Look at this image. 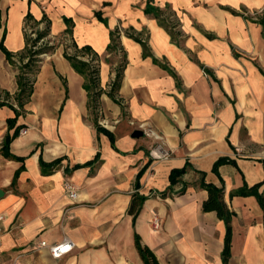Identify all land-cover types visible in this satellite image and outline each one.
Listing matches in <instances>:
<instances>
[{"label":"crops","instance_id":"0c3cea01","mask_svg":"<svg viewBox=\"0 0 264 264\" xmlns=\"http://www.w3.org/2000/svg\"><path fill=\"white\" fill-rule=\"evenodd\" d=\"M147 4L172 24L173 37L144 12ZM263 8L264 0H0V42L15 56L11 65L0 51V102L8 94L14 103L24 27H47L43 44L54 45L32 74L29 100L14 104L15 124H7L13 109L0 108V264H143L134 233L159 264H222L225 224L202 210L207 192L198 172L223 187L235 213L228 264H264L263 212L253 196H230L264 182L263 13L256 23L242 14ZM117 29L125 66L116 103L106 93L117 60L104 55ZM72 42L99 56L95 113L84 78L63 56ZM95 121L113 134L115 149ZM135 130L143 135L133 138ZM15 131V158H7L3 141ZM58 158L41 168L40 159ZM219 158L233 163L215 174ZM186 162L191 168L170 186L171 170ZM133 196L145 197L134 226ZM64 239L73 249L60 258L33 248Z\"/></svg>","mask_w":264,"mask_h":264},{"label":"trees","instance_id":"16d2710c","mask_svg":"<svg viewBox=\"0 0 264 264\" xmlns=\"http://www.w3.org/2000/svg\"><path fill=\"white\" fill-rule=\"evenodd\" d=\"M144 12L146 14H152L159 24L163 26L167 32L173 37L172 31H171V23L167 22L165 18H162V12L159 11L157 8H154L150 6L149 4L146 5ZM260 23L263 25L264 23V12L262 15V18L260 20ZM170 26V27H169ZM48 35V29L47 27L43 30H37L36 31V39L33 41H30L29 38H26V47L24 51L18 55H16L19 59V66H18V74L16 76V83H17V92L15 93L13 100L14 103H10L7 101L9 98L8 94H5V100L0 102V108L7 105L13 111L15 112V117L13 119L7 120V124L12 126L15 124L16 119L20 115V112L17 110V108H22L23 105L29 100L31 97V94L33 92V80H32V74L34 73L38 63L41 61V59L38 57V55L42 53H50L54 50V46H50L47 44H42L41 46L37 47V49L33 50L31 47L35 46L37 42L40 40H45V38ZM120 36V31L114 30L110 31L109 33V44L107 45V53L109 54H117L116 52L118 50H121L118 45V39ZM130 37H132L135 41L141 44L143 48V56H150L146 42L141 39L132 36L129 34ZM29 44L31 46L29 47ZM72 48L74 52L69 53L67 49L65 48L63 56L65 59H67L71 65V67L74 69L75 72L80 74L84 78L83 83V89L87 92L88 95V107L91 108L92 112L95 113V110L98 106V98L100 97V94L102 93L101 90L98 87V74H99V56L89 47V46H82L78 47L74 42L69 44L67 48ZM0 51L3 53L6 61L11 64L15 65V62L13 58L15 57L11 52H9L3 45V39L0 42ZM84 55H91L93 60H96L97 63L93 64L91 62H86L82 60L79 57H83ZM26 60V61H25ZM122 63L116 67L115 70V78L110 84V89L107 91V96L114 102H118L116 99V92L118 90L122 71L125 66L124 57H122ZM153 62L158 64L161 68L167 70L171 75L174 77L175 74L167 68L165 65L159 64L156 59L153 58ZM206 71V70H205ZM14 104L16 107H14ZM95 129L98 133H102L105 136L108 137L111 147L115 149L114 145V136L113 134L105 129L104 127L100 126L95 121ZM17 131H15L14 135L10 137L9 135H6L3 141L2 146V152L3 155L7 158H15L13 155L9 153V145L12 141V138L16 137ZM61 158H58L54 160L50 164H45L42 159H40L39 163L41 168L44 170L46 167H52L54 165H57L61 162ZM233 163L231 160L227 158H219L213 165L212 172L215 174H218V168L221 165L224 164H230ZM87 164H92V162H88ZM86 165V164H85ZM83 165H75L73 169H79L82 168ZM191 168L189 163L186 162L185 165L180 169H173L171 170L169 174V182L170 186L176 184L180 178L187 172V170ZM200 175V187L204 189L207 192V199L202 204V210L204 212H214L216 214V217L219 220H222L225 224L226 232L224 237V247L221 252V261L222 264H228L229 258H230V246H231V236H232V229H231V219L235 215L233 211H231L227 205L223 201V187L222 186H216L214 184L206 183L205 173L204 172H198ZM141 173H139L138 178L140 177ZM264 182L257 183L251 187H248L246 184L243 185L241 189L238 191H235L230 194L231 197L234 196H253L257 200V203L259 204L262 212H263V226H264V189L260 191V188L263 186ZM184 189L181 191L183 192ZM145 200V197L143 196H133V199L131 201V204L128 208L129 214L132 215V223L134 226L136 217L139 213L140 207L142 202ZM134 244L136 247V250L143 261V264H159L156 260L154 254L152 251L142 245L141 239L137 233H134Z\"/></svg>","mask_w":264,"mask_h":264},{"label":"built area","instance_id":"2783aa9c","mask_svg":"<svg viewBox=\"0 0 264 264\" xmlns=\"http://www.w3.org/2000/svg\"><path fill=\"white\" fill-rule=\"evenodd\" d=\"M36 31L37 30L33 29V27H30V26L24 27V32L27 35V38L30 39V41H33L36 39ZM44 41L45 40H40L39 42L36 43L35 46H33L31 48L33 50L37 49V47L41 46ZM30 46H31V44H29V47ZM116 53L118 55H120L121 50H118ZM46 55H47L46 53H42V54L38 55V57L43 58V57H46ZM79 58H81L82 60H84L86 62H91L93 64L97 63L96 60H93L91 55H84L83 57H79ZM114 78H115V74H113L112 81L114 80ZM63 189H64L65 193L67 194V196H69V198L74 199L76 197V190H75V187L72 183L66 181L63 184ZM3 221H4V217L0 214V240H1V235L4 232L3 227H2ZM155 222H156V219H155ZM41 247L47 248L48 252L50 253V255L53 258H60L64 255L68 254L69 252H71V250L73 249V243L68 239H64L61 242L56 243V244L48 245V244H46L45 241H41L38 243V245L33 246V248H35V249L41 248Z\"/></svg>","mask_w":264,"mask_h":264},{"label":"rangeland","instance_id":"374dc122","mask_svg":"<svg viewBox=\"0 0 264 264\" xmlns=\"http://www.w3.org/2000/svg\"><path fill=\"white\" fill-rule=\"evenodd\" d=\"M263 10H264V8L263 9H261V10H258V11H252V12H249V11H245V10H243L242 11V14H243V18H245V19H247V20H251L252 22H257L258 20H259V17H260V15L263 13ZM24 34H25V32H24ZM25 38H27V35L25 34ZM51 46H54V45H51ZM67 49V48H66ZM71 51V53L72 52H74V50L72 49V48H69ZM68 51V50H67ZM69 52V51H68ZM69 52V53H70ZM48 54V53H47ZM118 54H114V55H112V54H105L104 55V58H106L107 59V61H108V59H112L114 62H115V60H117L116 61V64L115 65H113V67H112V70H113V74H115V70H116V67H118L121 63H122V55H123V53H122V51H121V54L119 55V56H117ZM47 56V55H46ZM44 58H46V57H43V58H40L41 60H43ZM121 58V59H120ZM41 62V61H40ZM39 62V63H40ZM38 63V64H39ZM109 89H110V86H109Z\"/></svg>","mask_w":264,"mask_h":264},{"label":"water","instance_id":"95a60500","mask_svg":"<svg viewBox=\"0 0 264 264\" xmlns=\"http://www.w3.org/2000/svg\"><path fill=\"white\" fill-rule=\"evenodd\" d=\"M143 135V132L141 130H135L133 133H132V137L133 138H140L141 136ZM3 192L0 191V197L2 196Z\"/></svg>","mask_w":264,"mask_h":264}]
</instances>
